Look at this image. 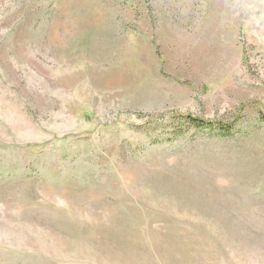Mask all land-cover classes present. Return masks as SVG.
Segmentation results:
<instances>
[{"label": "rangeland", "instance_id": "rangeland-1", "mask_svg": "<svg viewBox=\"0 0 264 264\" xmlns=\"http://www.w3.org/2000/svg\"><path fill=\"white\" fill-rule=\"evenodd\" d=\"M0 264H264V0H0Z\"/></svg>", "mask_w": 264, "mask_h": 264}, {"label": "trees", "instance_id": "trees-1", "mask_svg": "<svg viewBox=\"0 0 264 264\" xmlns=\"http://www.w3.org/2000/svg\"><path fill=\"white\" fill-rule=\"evenodd\" d=\"M175 117H178L179 119H182L186 125L192 126V127H195V128H210L213 125L212 122H207V121L201 120V119L196 118V117H194L193 115H190V114L174 116V118ZM224 129L226 131H229L226 128H224Z\"/></svg>", "mask_w": 264, "mask_h": 264}]
</instances>
